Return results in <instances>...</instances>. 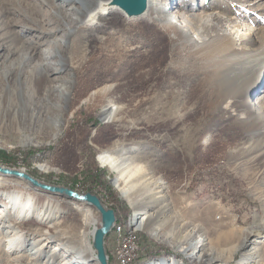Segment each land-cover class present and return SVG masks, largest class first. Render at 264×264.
Here are the masks:
<instances>
[{
	"label": "rangeland",
	"instance_id": "obj_1",
	"mask_svg": "<svg viewBox=\"0 0 264 264\" xmlns=\"http://www.w3.org/2000/svg\"><path fill=\"white\" fill-rule=\"evenodd\" d=\"M180 1L186 2V10L205 2L209 6L197 12L218 11L245 27H254L252 49L264 53V0H176ZM56 14L43 0H0V164L25 168L48 184L97 194L115 210L117 222L128 226L126 234L131 229L139 235L138 257L131 264H151L164 257L199 264L168 240L135 229L134 222L142 212L122 196L115 186L116 173L98 159L116 142L125 150H133L137 162L144 165V171L138 174L142 186L156 180L165 186L168 200L162 206L170 204L161 215L166 220L162 232L176 235L181 228L198 225L208 243L222 253L213 264H264V244L260 252L245 258V251L257 245L260 237L264 239V177L254 162L229 156L230 149L245 140L240 128L244 115L238 116L234 108L213 111V105L203 96L200 80L186 78L187 56L180 55L185 50L177 45L176 38L169 37L168 30L127 22L120 13L108 16L104 21L109 23L103 30L85 24L68 38V45L60 49L67 59V69L60 73L65 82L46 64L45 76L37 79L42 50L50 46V41L53 47V42L65 34L61 27L56 35H38L39 29L57 26ZM68 14H64L65 22L71 19ZM27 49L28 58L23 57ZM49 83L71 90L70 99L65 103L55 94L58 92H49ZM91 90L97 92L86 100ZM263 90L246 98L256 110L264 106ZM109 100L118 106L114 120L102 113ZM58 119L62 129L54 137ZM254 137L264 140V134ZM30 153L35 158L28 161ZM94 162L105 171L113 197L107 186H92L88 167ZM44 164L48 171L40 168ZM16 182L11 177L0 178V206ZM154 190L151 192L156 196L160 188ZM37 195L50 200L44 193ZM61 199L64 209L54 215V220L62 219L60 226L72 233L74 244L87 249L97 223H86L85 212L93 208L92 217L101 222L100 213L83 201L62 195L51 197L54 201ZM17 218L34 228L44 226L26 214ZM7 219L17 220L11 216ZM257 224L260 227L247 238V246L229 258L226 249L231 251ZM126 234L121 239H127ZM116 235L110 232L105 239L110 264H117L113 257ZM58 237H52L44 253L32 256H28L31 240L20 252L12 253L0 239V264H61L67 256L62 245H58V259L51 258ZM85 264L96 263L90 260Z\"/></svg>",
	"mask_w": 264,
	"mask_h": 264
},
{
	"label": "bare ground",
	"instance_id": "obj_2",
	"mask_svg": "<svg viewBox=\"0 0 264 264\" xmlns=\"http://www.w3.org/2000/svg\"><path fill=\"white\" fill-rule=\"evenodd\" d=\"M106 1L43 0V3L48 4L57 13L55 16L58 24L54 27L39 29L38 35H56L61 27H63L65 34L59 41L53 42V47L51 46L52 41H50V46L42 50L43 59L37 65V70H40V75L37 76V79L45 76V64L48 67L51 66L50 68L55 75L60 77V73L67 69V59L60 49L68 45V38L76 32L79 26L85 24L101 30L105 29L109 22L104 20H107L108 16L113 13L122 14L127 22L147 23L150 26L164 29V31L168 30L169 37L171 39L176 38L177 45H181L185 50V52L181 51L180 55L187 56V65L184 72L186 78L188 80H200L203 96L213 105V111H219L220 108H234L238 116L244 115L245 119L241 121L240 128L245 140L240 142L235 148H232V150L230 149L229 156L231 159L240 160L241 162H254L259 167L260 176L263 178L264 140L256 141L257 137L255 138L254 136L264 134L262 125L264 106L256 110L250 103L246 102L248 96L254 92L258 93L261 88H264V53L260 54L262 51L252 49L253 36L256 33L255 28L251 26L245 27L238 20L223 17L218 11L197 12L196 9L201 7V9L205 10L209 6L205 2L193 7L194 10H186L185 1L178 3L176 0H149V6L145 14L137 17H127L120 9L113 8L106 11V8L103 7V3ZM64 12L66 14L69 13L70 15L68 14V16H71V19L66 22L63 19L66 16ZM96 13H98V17L95 18L94 15L95 20L90 21L94 19L90 18L91 15ZM102 16H107V18L102 19ZM73 19L74 24H71ZM54 23L49 22V24ZM29 54L30 49H27L23 57L28 58ZM54 55L57 57L56 60H52ZM46 78L51 79L47 75ZM60 78L63 79V82L66 81V79ZM56 84L49 83L48 91L52 94L58 92L55 94L66 103L71 97V90L68 88L61 89ZM96 92V90H91L85 97L86 100L94 96ZM117 107L114 100H109L107 107L102 110V113L109 120H114L116 119L115 113L116 115L118 113L116 112ZM62 124L61 119H58L55 126L56 131L53 133L54 137L60 134ZM253 138H255L256 143L253 142ZM251 140L253 141L251 142ZM24 141H27L26 138ZM112 145L113 148L105 149L99 154L98 159L116 173L115 186L121 190L122 196L132 204L136 211L142 212L143 215L139 216L137 221L134 222L136 223L135 229L137 230V227H139V229L142 228L144 231H148L154 237L168 240L172 246L199 264H213L219 261L222 253L208 243L207 236L200 232V226L197 228L198 225H193L189 229L181 228L176 235L162 232L164 229L163 224L166 220L161 215L170 204L169 201L162 206V203L168 200L167 194L164 193L165 186L158 184V180L149 182V185H153V188L149 185L142 186L143 182L139 181L142 177L138 176V174L143 170L144 165L137 162L136 153L134 154L130 148L123 149L122 145L119 146L116 142ZM151 165L150 168H152ZM0 167L29 173L25 168L8 167L3 164H0ZM40 168L44 171L49 170V167L45 164L40 165ZM1 177H11L17 181L15 186H10L11 188L7 190V201H3L0 206V226L2 225L0 228V234H2L0 239L7 243L6 246L9 247L12 253L14 251L20 252L25 244L31 240V247L28 248L31 252L28 256L40 255L50 245L52 237L56 238L57 234H59L57 238L59 241L55 246L56 248L52 251L51 258L58 259L57 250H61L58 245H62L64 247L63 252L67 256L61 264H85L90 260L98 264L99 261H97L96 252L92 248V242L89 241L87 243L88 250L74 244L72 233L67 229L63 230L62 226H60L64 221L62 219L54 220V215L59 211L62 212L64 206L61 203L62 199L54 201L51 200V197L61 194L45 191L21 177L0 172ZM151 177L153 175L149 178ZM38 180L43 182L40 179ZM157 187L160 188L156 192L157 195H152L151 191ZM38 193H44L47 195L46 198L48 197L50 200H41L37 195ZM92 210L93 208L88 207L85 212L86 223H97L91 234L101 226L99 218L92 217ZM21 214L37 218V220L43 222L44 226L34 228L27 221L18 220L17 217ZM8 216L16 217L17 220L7 219ZM259 224L252 226L243 239L234 245L231 251L226 249L230 253L229 258H233L236 252L247 246V238L252 236L257 227H260ZM124 227L123 224L116 222L111 232L117 235L120 233L125 235L126 231L122 230ZM128 232L136 234L131 229ZM126 238L128 239V234H126ZM256 244L245 251L247 255L245 258L249 259L253 253L260 252L263 248L264 239L260 237L257 239ZM28 249L27 251H29ZM31 259L34 260L36 257L34 256ZM151 264L186 263L181 258L175 257L168 260V258L164 257Z\"/></svg>",
	"mask_w": 264,
	"mask_h": 264
},
{
	"label": "water",
	"instance_id": "obj_3",
	"mask_svg": "<svg viewBox=\"0 0 264 264\" xmlns=\"http://www.w3.org/2000/svg\"><path fill=\"white\" fill-rule=\"evenodd\" d=\"M103 5V7L106 8V11L113 8L120 9L127 17H137L147 12L149 0H107L103 3ZM94 15L95 18L98 17V13H96L91 15L90 18H94ZM95 18L90 21H94ZM0 172L2 174H10L15 177H21L45 191L65 195L78 201H84L93 206L101 215V226L94 232L92 245L96 250V258L99 263L110 264L105 239L113 230L117 222V216L115 210L107 207L97 194L93 192H79L72 188L39 182V180L32 174L24 173L19 170L0 167Z\"/></svg>",
	"mask_w": 264,
	"mask_h": 264
},
{
	"label": "built area",
	"instance_id": "obj_4",
	"mask_svg": "<svg viewBox=\"0 0 264 264\" xmlns=\"http://www.w3.org/2000/svg\"><path fill=\"white\" fill-rule=\"evenodd\" d=\"M122 230H128V226ZM117 241L114 249L113 257L117 264H131L138 257L139 251V235L130 234L128 232V239H121V233L115 236Z\"/></svg>",
	"mask_w": 264,
	"mask_h": 264
},
{
	"label": "trees",
	"instance_id": "obj_5",
	"mask_svg": "<svg viewBox=\"0 0 264 264\" xmlns=\"http://www.w3.org/2000/svg\"><path fill=\"white\" fill-rule=\"evenodd\" d=\"M33 158H35V157L32 156L31 153L27 156L28 161L32 160ZM88 177L91 180V184H92L93 187H96V186L101 185V184L105 185V186H107V188L109 190L108 191L109 194L112 197L114 196V192L112 191V188L108 185V183L105 180V171L102 168L98 167L96 162L92 163L88 167Z\"/></svg>",
	"mask_w": 264,
	"mask_h": 264
},
{
	"label": "crops",
	"instance_id": "obj_6",
	"mask_svg": "<svg viewBox=\"0 0 264 264\" xmlns=\"http://www.w3.org/2000/svg\"><path fill=\"white\" fill-rule=\"evenodd\" d=\"M163 255V254H162Z\"/></svg>",
	"mask_w": 264,
	"mask_h": 264
}]
</instances>
